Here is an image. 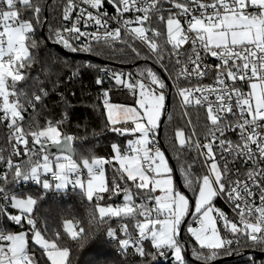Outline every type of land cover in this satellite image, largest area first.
Instances as JSON below:
<instances>
[{"label": "snow or ice", "instance_id": "obj_1", "mask_svg": "<svg viewBox=\"0 0 264 264\" xmlns=\"http://www.w3.org/2000/svg\"><path fill=\"white\" fill-rule=\"evenodd\" d=\"M81 2L93 9L102 6V0ZM167 2L171 9L165 17L162 0H109L116 13L112 19L121 25L124 35L145 45L157 63L163 62L166 47L170 48L169 57L175 58V65L179 66L174 87L181 107L204 110L203 142L199 138L193 140L199 136L195 128L189 136L182 128L174 132V140L181 149L194 147L205 157V171L195 179L189 170L181 169L186 186L193 189L194 211L189 198L174 187L172 169L153 143L165 109L166 85L151 68L141 70L135 79L131 74L129 78L122 73L111 74L117 86L133 93L134 106L112 103L109 91L102 92L108 130L126 137L124 144H111L112 155L108 158L90 149L78 150L75 142L83 138L62 132L63 120H49L44 126L28 122L25 126L24 112L29 108L35 111L36 103L47 95L43 88L39 94L18 88V82L26 78L23 70L33 63L30 50L37 42L32 39V17L38 23L41 8L33 0H0V121L10 131L9 142L14 141L11 155L6 160L0 155V163L6 169L0 173L4 185L0 186V215L16 225L28 226L27 231L15 232L0 227V264H36L30 241L39 246L49 264H71V249L64 240L83 247L84 227L79 221L64 220V235L52 231L49 236L47 222L34 215L44 193L53 188L65 190L69 185L73 190L79 189L93 205L88 234H92L93 226L116 218L119 228L107 227L106 236L125 253L131 248L141 258L150 257L153 261L157 256L171 255L175 264H186L180 239L185 224L198 246L194 255L202 264H211L221 252L227 253L242 242L264 249V179L257 180L264 178V168L256 167L264 161V0ZM76 7L74 0H66L63 20L69 21ZM24 11L29 13L28 18H24ZM84 14L85 9L81 8L71 27L54 31L57 43L73 52L92 51L91 42L79 49L71 43L72 39L86 36L77 26ZM86 15V22L104 29L103 34H88L90 41L110 46L122 39L121 27L108 29L106 13L101 16L89 11ZM154 17L163 23V31L151 26ZM129 48L140 55L136 48ZM208 56L215 58L214 64L206 63ZM209 73L213 78L211 84L181 85L182 79L202 80ZM95 83L102 85L103 80L97 78ZM228 132L238 135L235 143L227 139ZM48 146L56 148V153L49 154ZM217 149L222 163L217 161ZM225 153L233 162H251L253 167L244 173L246 178L240 177L239 170L232 173ZM22 154L26 159L14 163L12 156ZM108 168L115 169L111 181L106 174ZM21 181H32L43 192L32 195L6 190L9 183ZM253 186L259 190V203ZM114 196L122 197V202H110ZM219 197L231 204L235 214L232 218L215 208L214 201ZM10 210H16L15 214ZM189 215L192 222L185 221ZM146 242L150 246L147 252Z\"/></svg>", "mask_w": 264, "mask_h": 264}, {"label": "trees", "instance_id": "obj_2", "mask_svg": "<svg viewBox=\"0 0 264 264\" xmlns=\"http://www.w3.org/2000/svg\"><path fill=\"white\" fill-rule=\"evenodd\" d=\"M33 3H39L41 8L39 22L36 23L35 17H32L34 22L32 39L37 42V46L30 50L33 55V63L30 68L23 70L26 78L18 82V88L28 93L36 92L37 94H39V89L43 88L47 95H42L41 101L36 103L35 111L29 108L24 112L25 126L27 127L28 122L44 126L49 120L52 122L63 120V124L60 126L62 132L83 138L75 142L78 150L90 149L96 155L108 158L112 155L111 144L114 142L124 144L126 137L108 130L102 104V92L104 90L109 91L111 102L127 105L134 104L135 96L129 95L127 88L122 85L117 86L112 79H105L102 85H97L95 80L100 78L99 68L103 64L86 57V55L66 53L52 44L53 33L60 26L66 0H33ZM23 16L28 18L29 13L24 11ZM158 29L163 31L164 25L159 24ZM160 43L163 41L161 40ZM129 45L136 48L140 55L137 56L133 53ZM169 51L170 48L166 47L163 62L157 63L156 57H152L130 36H123L121 40L113 42L110 46L105 44L96 47L93 54L104 60L108 68L129 65L130 68L128 69L134 73L128 72V74H132L136 78H139L137 74L141 70L151 68L164 81L165 93H170L169 106L166 111L165 109L163 111L166 116L159 136L156 134V140L168 158L171 159L183 188L193 201V189L186 186L181 169L189 170L192 178L195 179L204 173L205 159L199 155L194 147L181 149L174 140V132L176 128H182L185 136H189L195 128L199 136L193 137V140L199 138L202 142V129L206 121L202 108L196 106L181 107L174 87V64L167 57ZM85 65H94V67H86ZM125 71L127 72V69ZM181 85L188 86L189 83L181 81ZM9 135L10 131L6 124L0 121V155H3L5 160L11 155L12 143H14V141L9 142ZM23 147V145L20 146L21 153ZM29 147H32L31 143ZM12 159L14 163H18L25 160L26 157L22 154L19 157L12 156ZM5 170L4 164L0 163V173ZM114 170V168L107 170L106 174L109 181L112 179ZM174 182L178 188L175 179ZM0 186H4L3 181H0ZM6 190L17 192L12 183L6 186ZM42 192L40 186L34 184L25 188L21 193L37 195ZM120 201V198L114 196L110 202L120 203ZM2 204L3 201L0 199V205ZM214 204L221 207L222 210H227L224 197L217 198ZM92 210L93 205L82 196L80 190H73L72 186H69L65 190L54 191L51 189L44 193V198L38 202L34 215L38 220L47 222L49 236H51L52 231H59L62 236L64 235L62 228L64 220L79 221L80 225L84 227L83 247L67 238L64 240V243L71 249L69 257L71 264H175L170 255L166 257L157 256L156 260L153 261L150 257L141 258L131 248L126 253L120 250L118 243L106 236L107 227L119 228V222L116 218H112L102 225L93 226L92 234L89 235L88 221ZM10 211L15 213V210ZM189 218L190 215L185 218V221L188 222ZM3 226H6L9 231L28 230L26 224L16 225L0 215V227ZM39 226L43 228L44 224L41 223ZM185 227L186 224L182 231L183 242L186 244L188 253L186 255L184 247L185 262L186 264H202L194 255L198 246L187 234ZM29 249L36 260V264H49L39 246L30 241ZM145 250L146 252L150 251L147 242L145 243ZM245 250H247L246 246L242 242L240 246H233L227 253L221 252L211 261V264H264V249L256 246L253 250L254 253L242 255ZM228 256H234V258L230 261H219V259Z\"/></svg>", "mask_w": 264, "mask_h": 264}, {"label": "built area", "instance_id": "obj_3", "mask_svg": "<svg viewBox=\"0 0 264 264\" xmlns=\"http://www.w3.org/2000/svg\"><path fill=\"white\" fill-rule=\"evenodd\" d=\"M74 2L77 5V7L74 9V12H73V14L70 17V20L69 21L63 20V18H62L63 17V12H62L60 26H59L58 29H62L64 27H71V23L72 22H75L77 20V16L80 14L81 8L85 9V14H84L83 17L80 18L77 26L80 28V30L82 32L86 33V36L85 37H81L79 40L72 39L71 40V43H73V45L77 49H79L84 44H86L88 42H91V44H92V51H79L78 50V51L73 52L71 49L65 48L62 43H57V41L55 39V36L53 37V43H55L56 45H58L61 48V50H63L66 53H69V54H74V55H88V54L89 55H94L93 53L95 51V48L98 47V46H101V45H105V44L103 42H96L94 40H91L90 41L88 34H91L93 32H97V31H99L101 34H103L104 29L103 28H98V26L95 25L94 22H86L87 21V15H86V13L90 11V12L93 13V15H101V16H103V14L106 13L107 16H104V19H107L108 20V29L109 30H112L115 27H121V25H118L116 23V21L114 19H112V17H114L116 15L115 9L113 7V4L112 3H109V0H102V6H101L100 9H93L90 6L83 4L81 2V0H74ZM162 6H163V9H164L163 15H165V17H166L167 14H168V10L171 9V4H169L167 2V0H162ZM173 11H175V10L173 9ZM125 15H126V18H131V17L128 16V14H125ZM159 24H163V23H161L159 20H157L154 17L153 20H152L151 26L158 28V25ZM121 33H122V37L125 36L124 35V30H123L122 27H121ZM65 35H67V34H65ZM135 41L148 52V49L146 48L145 45H143L139 40H135ZM188 47H189L188 45H185V48H188ZM167 57L174 64V75H175V71L178 69L179 66L175 65V58H170L169 57V53L167 54ZM206 63H208V64H214L215 63V58H213L211 56L206 57ZM100 69H104V71H100ZM112 73H118V74L119 73H122V74H124V76L126 78H129V74H127V72L125 71V69H122V68H119V67H116V66H114L112 68H108L106 66V64H103L99 68V75H100V78L102 80L112 79V76H111ZM131 78L132 79H135L136 77L131 74ZM181 81L188 82L191 86H195L198 83L199 84H211V83H213V78H212L211 73H209V75L207 77H205L204 79H202V80H198L196 77H192L190 79V81L183 80V79ZM226 135H227V139L233 141V143H235L237 141V139H238V135L236 133L228 132V133H226ZM153 143H155L160 148V150H162L161 145L156 140V137H155V140L153 141ZM224 155H225V157L229 161V168L231 169L232 173H236L237 170H239L240 177L242 179L246 178L244 176V173L248 170L249 167H253V165L251 164V162L249 161V162L245 163V161L243 159H237V160H235V162H233V158L232 157L227 156L226 153ZM216 158H217V161L218 162L222 163V161H221V152H220L219 149L216 150ZM256 167L257 168H264V161L258 162V164L256 165ZM4 168H5V166H4ZM233 178H235V176ZM49 179L51 180V177L50 176H49ZM262 179H264V178L257 177V180L258 181H260ZM34 184L35 183L32 182V181H28V182L21 181L18 184H13V187H14V189L17 192H22L25 188H28V187H30L31 185H34ZM253 191L256 194V203H259V199H258L259 190L253 186ZM224 204H225L227 210H223V211L225 212V214L229 218H232L235 215L234 212H233V208H232L231 204L225 198H224ZM192 221H193V219H192ZM193 226H195V225L193 224ZM233 246H236V245H233ZM255 247L256 246H251V247L250 246H246V249L247 250H254ZM117 252H119V249H117Z\"/></svg>", "mask_w": 264, "mask_h": 264}, {"label": "water", "instance_id": "obj_4", "mask_svg": "<svg viewBox=\"0 0 264 264\" xmlns=\"http://www.w3.org/2000/svg\"><path fill=\"white\" fill-rule=\"evenodd\" d=\"M42 33H43V31H41ZM55 47H57V48H59L60 49V47L58 46V45H56L55 43H52ZM86 57H89V58H91V59H93V60H95V61H97V62H99V63H101V64H106V62L104 61V60H102V59H100L99 57H97V56H94V55H86ZM118 67L119 68H124V69H128V68H130V66L129 65H118ZM169 97H170V93L168 92L167 94H166V101H165V111L168 109V106H169ZM165 116H166V113H163L162 114V117H161V119H160V123H159V129H158V132H157V136H159V134H160V131H161V127H162V123H163V121H164V119H165ZM46 151L49 153V154H55L56 153V148H54V147H51V146H48V147H46ZM165 152V151H164ZM166 153V152H165ZM167 155V154H166ZM168 157V156H167ZM168 160H169V163L171 164V166H172V172H173V175H174V179L176 180V183H177V185H178V187L181 189V190H183V191H185V189L183 188V186H182V184H181V181H180V178H179V176H178V174H177V171H176V169H175V167L173 166V164H172V161H171V159L170 158H168ZM189 200L191 201V203H192V200L189 198ZM183 228H184V225H182V228H181V232H180V239H181V242H183V238H182V231H183ZM183 245H184V247H185V251H186V255L188 254L187 253V248H186V244L183 242ZM252 253H254V251L253 250H245L243 253H242V255H248V254H252ZM234 258V256H228V257H223V258H221V259H219V261H221V262H223V261H230V260H232Z\"/></svg>", "mask_w": 264, "mask_h": 264}, {"label": "rangeland", "instance_id": "obj_5", "mask_svg": "<svg viewBox=\"0 0 264 264\" xmlns=\"http://www.w3.org/2000/svg\"><path fill=\"white\" fill-rule=\"evenodd\" d=\"M128 72H133V71L127 69V74H128ZM133 73H134V72H133ZM129 95H132V96H133V93L129 91ZM110 102H111V101H110ZM112 103H115V102H112ZM119 104H120V103H119ZM125 105H127V104H125ZM128 106H134V104H129ZM161 117H162V116H161ZM177 144H178V143H177ZM195 150H196V149H195ZM161 151H162V152L164 153V155H165V159H166V161L168 162V166H169V168H171L166 153L164 152V150H161ZM204 159H205V157H204ZM171 169H172V168H171ZM171 175H172L173 184H174L175 182H174V175H173V172H171ZM10 179H11V178H10ZM50 181H51V180H50ZM69 186H71V185H69ZM69 186H68V187H69ZM174 187H175L177 190L181 191V192H182L187 198H190V197L188 196L186 190L183 191V190H181L179 187L177 188V187L175 186V184H174ZM40 188H41V187H40ZM52 190L57 191V190H55V188H53ZM16 193H17V192H16ZM19 193H21V192H19ZM19 193H17V194H19ZM120 199H121V201H120V203H121V202H122V197H121ZM190 199H191V198H190ZM192 204H193V211H194V197H193ZM214 206H215V208L220 209L221 211H223V210L221 209V207H219L218 205L214 204ZM15 211H16V210H15ZM223 212H224V211H223ZM224 213H225V212H224ZM13 214H15V213L13 212ZM192 219H193V217L190 215V218H189V221H188V222H191ZM185 230H186V227H185ZM19 231H22V230H19ZM23 231H25V230H23ZM14 232H15V231H14ZM186 232H187V231H186ZM184 234H185V233H184ZM187 234H188V233H187ZM193 240H194V239H193ZM182 254H183V256H184V252H183ZM170 257H171V255H170ZM172 259L174 260L173 257H172Z\"/></svg>", "mask_w": 264, "mask_h": 264}, {"label": "bare ground", "instance_id": "obj_6", "mask_svg": "<svg viewBox=\"0 0 264 264\" xmlns=\"http://www.w3.org/2000/svg\"><path fill=\"white\" fill-rule=\"evenodd\" d=\"M61 49V48H60Z\"/></svg>", "mask_w": 264, "mask_h": 264}]
</instances>
